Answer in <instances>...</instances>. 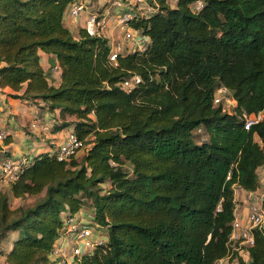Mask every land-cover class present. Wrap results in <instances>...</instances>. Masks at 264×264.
<instances>
[{
	"label": "trees",
	"instance_id": "trees-1",
	"mask_svg": "<svg viewBox=\"0 0 264 264\" xmlns=\"http://www.w3.org/2000/svg\"><path fill=\"white\" fill-rule=\"evenodd\" d=\"M77 1L0 0V88L58 112L52 131L87 147L65 162L26 157L0 189V259L58 264L66 221L89 211L107 241L79 264L216 263L231 251L235 191L261 187L264 120L248 131L243 116L264 113V0H146L152 12L132 26L148 47L116 65L107 39L66 26ZM43 53L58 63L59 87ZM222 87L230 110L215 104ZM253 236L239 264H264V228Z\"/></svg>",
	"mask_w": 264,
	"mask_h": 264
},
{
	"label": "built area",
	"instance_id": "built-area-1",
	"mask_svg": "<svg viewBox=\"0 0 264 264\" xmlns=\"http://www.w3.org/2000/svg\"><path fill=\"white\" fill-rule=\"evenodd\" d=\"M95 1V0H91ZM102 3L100 6L93 5L90 12L87 4L80 0L73 3L68 11V16L78 20L86 14L85 30L89 37L107 39L111 46L109 61L116 65L120 55L125 53L143 52L147 49L149 39L132 26V20L136 16L133 7L141 6L146 14L151 13V8L146 0H98ZM110 5L105 15L98 13L102 6ZM201 7V2L196 4ZM128 7V8H127ZM142 9V10H143ZM126 10V11H125ZM118 33L121 40L111 39L108 34ZM116 35V34H115ZM140 78L135 77L126 83V86H134L140 83ZM215 104L223 103L226 107L236 104L235 100L225 88L217 90L214 97ZM245 129L250 130L264 120V113L243 116ZM33 129L42 128L41 125L32 123ZM47 131V127H44ZM9 134L7 130L0 129V144L5 145ZM84 141L80 140L74 132H69L65 140L58 148L50 153L58 161H70L78 157L86 149ZM27 162L26 156H16L5 159L0 166V174L8 183L18 179L24 164ZM251 199L246 217L240 216L236 205L235 220L233 222V231L230 237L231 251L229 254L214 264H239L240 260H248L249 250L254 246L253 230L264 228L263 205L259 202L257 192L247 193ZM236 196V191H235ZM263 201V198H261ZM92 226H86L85 222L79 217L66 221L65 231L59 240L64 243L56 244L54 256L60 260L59 264H79L84 255L92 254L97 247L103 246L107 241V235L102 229L92 221Z\"/></svg>",
	"mask_w": 264,
	"mask_h": 264
},
{
	"label": "crops",
	"instance_id": "crops-1",
	"mask_svg": "<svg viewBox=\"0 0 264 264\" xmlns=\"http://www.w3.org/2000/svg\"><path fill=\"white\" fill-rule=\"evenodd\" d=\"M82 1H84L87 4L89 8L88 10L89 12L93 5L100 6L102 4L98 0H95V1L82 0ZM121 1L126 2L124 0H121ZM109 7L110 5L102 6L98 10V13L105 15ZM132 9L135 14L145 13V10L144 12H142L143 7L141 6H136V7H133ZM140 10L142 11L140 12ZM85 20H86V14L82 15L78 20H74L67 14L65 24L76 35H78L85 26ZM108 36L111 39L118 40V37H117L118 33L116 32H111L108 34ZM41 62H42L43 68L49 74V78H50L52 85L55 87H59L61 71L59 69L56 59L51 55H47L43 53ZM15 95H21V93H17L9 88H6V89L0 88V107L2 108L6 107L7 109H5V111L10 110L9 113L0 114V127L1 126L4 127L0 129L7 130L9 137L11 139V144L8 146L4 145L2 148L3 149L2 152H0V166L2 162L6 159L4 154L9 155V153H12L10 152L12 151V149H14L13 151H15L14 157L16 156L31 157L35 153H49L50 154L56 150L52 148L54 147L58 148V146L64 142L67 134L72 131V130L67 129L59 133H54L52 129L55 123V119L59 117L58 112L48 113L40 109L39 106H37L34 103L22 101L20 99H15L14 98ZM36 107L37 109H39L38 111L36 110ZM28 118H30L29 122L27 121ZM35 119L37 121H39L40 119L42 120L44 119L45 124L44 125L40 124L42 128H38L37 130H32L30 128H27V130H29L32 133L31 136L26 137L24 133H22V131H20L19 129L16 130V127L18 125L21 126L20 128H25L31 122L32 123L35 122L34 121ZM44 127H47L48 130L45 131ZM17 141H19V144H18L19 148L21 145H24L25 147L24 150L15 149L16 148L15 142ZM2 155L4 156L5 159H2L1 157ZM83 155L84 153L82 154V157ZM259 176H260L261 187L258 189L257 194L262 196L264 199V169L260 171ZM0 178H1L0 179V189H2L3 183H8V182L3 179L1 174H0ZM7 187H8V184H7ZM243 192L247 194V192L245 191ZM236 201H237V208L239 209L240 216L244 219L248 212L249 201L243 200V199L236 200ZM241 203H244V204L241 206ZM86 215H89L87 217L90 218L91 220V216L89 212L87 211L81 212L78 217L81 218L82 216H86ZM60 243L62 244L64 242L62 240H59L58 244ZM9 245L8 247H5L6 250L7 248L10 247Z\"/></svg>",
	"mask_w": 264,
	"mask_h": 264
},
{
	"label": "rangeland",
	"instance_id": "rangeland-1",
	"mask_svg": "<svg viewBox=\"0 0 264 264\" xmlns=\"http://www.w3.org/2000/svg\"><path fill=\"white\" fill-rule=\"evenodd\" d=\"M93 4V3H92ZM142 10H140V12H141ZM142 12H144V9H143V11ZM118 37V39L119 40H121V36L119 37V36H117ZM232 107V106H231ZM5 109H7L6 107H4V108H2V107H0V114H4V113H9V111L10 110H6L5 111ZM226 109L227 110H230V107H226ZM36 110L38 111L39 109H37V107H36ZM29 120H30V118H28V122H29ZM35 122H33V123H36V124H38V125H40V124H45V121H44V119L42 120V119H40L39 121H37L36 119L34 120ZM27 123V122H26ZM21 126L20 125H18L17 127H16V130H20V131H22V133H24V135L26 136V137H28V136H31L32 135V133L29 131V130H27V128H30V129H32V130H37V129H33L32 128V122L30 123V124H28L27 125V127H25V128H20ZM0 128H4V127H0ZM197 135L198 136H200V138H201V140H205L206 139V132H205V130H204V128H202L198 133H197ZM16 143V148L15 149H22V150H24V145H21L20 146V148L18 147V144H19V141H17V142H15ZM52 149H57L56 147H54V148H52ZM14 149H12V151H10V152H12V153H9V158H13L14 157V152L15 151H13ZM84 153V151L79 155V157L81 156L82 157V154ZM2 157V159H5L4 158V156L2 155L1 156ZM80 157V158H81ZM1 179V178H0ZM7 184L9 185V183H3V188L4 189H7ZM245 195V196H244ZM260 200H259V202H261V205H263V211H264V199H263V201L261 200V198H263L262 196H260L259 195V197H258ZM247 200V201H249V203H250V201H251V199H249V196L246 194V193H244L242 190H239V189H237L236 190V200ZM35 200H36V198H29L28 200H26L25 201V204L26 205H33L34 204V202H35ZM18 204H20V201H18V202H16L15 203V205L17 206ZM244 203H241V206L243 205ZM87 212H89V211H87ZM87 216H89V215H86V216H82L80 219L81 220H83L84 222H85V225L86 226H92L91 224H92V221L90 220V218H88ZM10 243H6V244H4V246H3V248L6 250V248L5 247H8V245H9ZM10 247L9 248H7V250L9 251L10 249H11V247H12V245L10 244L9 245ZM0 264H3V260H2V258L0 259Z\"/></svg>",
	"mask_w": 264,
	"mask_h": 264
}]
</instances>
